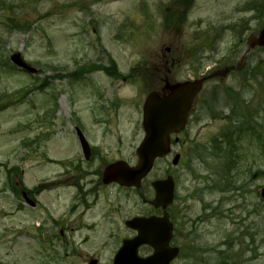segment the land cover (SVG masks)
<instances>
[{
	"label": "rangeland",
	"instance_id": "obj_1",
	"mask_svg": "<svg viewBox=\"0 0 264 264\" xmlns=\"http://www.w3.org/2000/svg\"><path fill=\"white\" fill-rule=\"evenodd\" d=\"M263 26L264 0H0V264H111L135 234L125 220L161 215L139 192L152 198L150 182L166 175L171 264H264V49L239 60ZM15 53L36 73L14 66ZM238 63L206 80L139 191L102 184L109 163L136 162L141 106L161 77ZM76 125L91 139L88 161ZM16 173L35 187L34 208L8 189Z\"/></svg>",
	"mask_w": 264,
	"mask_h": 264
},
{
	"label": "water",
	"instance_id": "obj_2",
	"mask_svg": "<svg viewBox=\"0 0 264 264\" xmlns=\"http://www.w3.org/2000/svg\"><path fill=\"white\" fill-rule=\"evenodd\" d=\"M264 44V30L261 35ZM11 60L21 68L34 72L20 58L19 54L11 57ZM203 80L183 82L168 86L169 93L159 96L151 92L143 106V122L145 137L136 150L138 165L135 168H127L122 162H117L103 173V182H118L122 186L139 187L140 180L149 172L153 161L157 157H163L169 153V135L184 128L187 110L190 107L194 95L201 89ZM81 139L82 148L87 155V145ZM178 156L173 163H177ZM155 190L154 199L150 204L154 208L164 210L162 217H134L125 224L137 235L129 240L122 241V245L113 258V264H169L176 256L177 249L169 246L172 236V226L168 221L165 211L173 199L174 183L170 177L165 180H157L152 183ZM261 197L264 198V187L261 189ZM141 245H149L153 253L145 258L137 256V249ZM89 264H96L92 260Z\"/></svg>",
	"mask_w": 264,
	"mask_h": 264
},
{
	"label": "flooded vegetation",
	"instance_id": "obj_3",
	"mask_svg": "<svg viewBox=\"0 0 264 264\" xmlns=\"http://www.w3.org/2000/svg\"><path fill=\"white\" fill-rule=\"evenodd\" d=\"M158 75H160L159 73L157 74V75H155V77L156 76H158ZM160 79H162L163 80V83H166L167 82V80H166V78L165 77H161ZM161 89V88H160Z\"/></svg>",
	"mask_w": 264,
	"mask_h": 264
},
{
	"label": "trees",
	"instance_id": "obj_4",
	"mask_svg": "<svg viewBox=\"0 0 264 264\" xmlns=\"http://www.w3.org/2000/svg\"><path fill=\"white\" fill-rule=\"evenodd\" d=\"M224 188V187H223ZM14 191L16 192V194H18V191L14 189Z\"/></svg>",
	"mask_w": 264,
	"mask_h": 264
}]
</instances>
